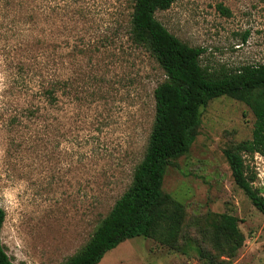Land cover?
<instances>
[{"label": "rangeland", "instance_id": "obj_1", "mask_svg": "<svg viewBox=\"0 0 264 264\" xmlns=\"http://www.w3.org/2000/svg\"><path fill=\"white\" fill-rule=\"evenodd\" d=\"M134 4L0 0L1 238L14 264H66L133 183L155 122L154 92L167 80L135 35ZM155 17L205 49L201 65L212 74L264 64V0H180ZM255 121L240 100L209 102L190 151L164 177L163 193L181 205L177 229L128 239L99 264H264V215L224 156L252 139ZM242 155L264 197V157Z\"/></svg>", "mask_w": 264, "mask_h": 264}, {"label": "trees", "instance_id": "obj_2", "mask_svg": "<svg viewBox=\"0 0 264 264\" xmlns=\"http://www.w3.org/2000/svg\"><path fill=\"white\" fill-rule=\"evenodd\" d=\"M178 1L134 0L131 22L135 35L149 45L167 80L155 89V122L131 187L117 200L85 249L66 264H99L108 252L128 239L154 238L159 229L168 225L173 232L177 229L181 205L162 191L167 167L190 151L209 102L224 96L244 102L256 118L252 139L237 149H226L224 156L236 185L264 215V197L255 190L256 176L248 174L242 155L264 157V64L223 75L208 72L200 61L205 49L181 42L155 17L157 11L167 10ZM218 9L231 16L222 4ZM53 94V89L45 90L48 104L56 101ZM5 218V211L0 208V264H14L1 238ZM228 220L230 228L238 233L236 220Z\"/></svg>", "mask_w": 264, "mask_h": 264}]
</instances>
